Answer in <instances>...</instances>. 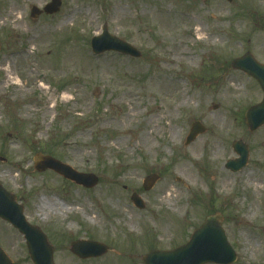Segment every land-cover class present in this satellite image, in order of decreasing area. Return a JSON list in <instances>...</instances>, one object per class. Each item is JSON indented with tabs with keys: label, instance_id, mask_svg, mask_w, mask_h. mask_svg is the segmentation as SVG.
<instances>
[{
	"label": "rangeland",
	"instance_id": "obj_1",
	"mask_svg": "<svg viewBox=\"0 0 264 264\" xmlns=\"http://www.w3.org/2000/svg\"><path fill=\"white\" fill-rule=\"evenodd\" d=\"M48 2L0 0V183L23 205L26 220L47 235L54 264H145L143 256L151 250L186 243L211 215L220 216L237 253L233 264H264V125L251 131L245 119L263 91L253 76L232 67L246 52L264 63V0H62L58 13L32 19L31 6ZM164 11L180 23L168 38L159 30ZM198 23L212 43L197 41L192 31ZM104 25L142 56L95 55L91 39ZM184 38L182 50L175 51L180 61L167 64L172 43ZM191 56L197 57L194 63ZM11 76L24 85L20 92ZM235 77L239 84L233 86ZM175 81L184 83L189 107L158 121L145 144L144 118L161 103L156 86ZM227 87L225 100L219 94ZM130 90L140 114L122 119L119 114L131 106L124 95ZM179 100L174 93L170 104ZM195 121L206 131L186 146ZM235 140L247 144L250 153L237 172L225 166L238 157ZM38 153L98 175L99 184L86 189L53 170L35 169ZM221 171L232 178L230 187L217 183ZM154 173L157 183L144 190L146 176ZM248 177L261 182L258 193ZM166 183L173 185L172 196L160 190ZM133 193L143 199L144 209L132 202ZM256 195L258 211L254 219L249 216L257 227L253 250L246 236L250 228L241 219ZM42 197L72 209L42 213ZM117 205L130 210L135 230ZM92 216L98 221H90ZM167 225L169 235L163 233ZM82 239L104 243L108 250L81 259L70 248ZM0 247L14 264H34L24 235L1 218Z\"/></svg>",
	"mask_w": 264,
	"mask_h": 264
},
{
	"label": "water",
	"instance_id": "obj_2",
	"mask_svg": "<svg viewBox=\"0 0 264 264\" xmlns=\"http://www.w3.org/2000/svg\"><path fill=\"white\" fill-rule=\"evenodd\" d=\"M232 1V0H229ZM61 0H52L45 6V12L54 14L60 10ZM43 10L36 6L31 7V16L37 18ZM93 52L101 54L106 51H116L133 57H140L141 52L132 44L109 33L107 25L104 26L102 34L94 36L91 42ZM1 49V42H0ZM232 66L241 69L255 77L260 83L264 92V64L259 63L250 52L236 58ZM246 121L250 130L254 131L264 125V98L260 104L251 107L246 112ZM205 131L204 126L195 122L186 138V145ZM234 150L239 158L229 160L227 167L233 171L242 169L249 156L248 146L241 140L233 144ZM35 167L39 171L53 169L64 177L92 188L98 184L99 178L93 173H83L75 170L51 156L38 154L35 157ZM158 175L153 174L147 177L144 187L149 190L158 180ZM132 200L139 208H144L143 200L133 194ZM24 208L16 200V196L8 192L0 184V217L10 221L21 233L25 235L31 259L34 264H54L53 247L48 242L46 235L36 226L29 224L24 216ZM217 217H210L206 224L196 230L191 240L173 251H152L144 260L146 264H206L215 262L219 264H231L237 259V254L228 243L224 230L219 225ZM72 251L82 258L97 257L107 251V246L99 242L79 240L72 244ZM0 264H13L12 260L0 247Z\"/></svg>",
	"mask_w": 264,
	"mask_h": 264
},
{
	"label": "bare ground",
	"instance_id": "obj_3",
	"mask_svg": "<svg viewBox=\"0 0 264 264\" xmlns=\"http://www.w3.org/2000/svg\"><path fill=\"white\" fill-rule=\"evenodd\" d=\"M171 16L172 15L168 11L161 12L159 15V30L165 38L172 36V34H174L178 25L180 24L179 18L175 17V19H173ZM192 20L195 21L194 18H192ZM62 25L63 26L66 25V22L62 23ZM192 33L197 38L198 42L208 43V40H209L210 43H212L213 38H206L203 35L204 34V27L201 24H199V23L196 24ZM185 42H186V39L184 38L182 40H179L178 42L172 43V47H171V49H172L171 54L172 55L170 57H165V60H164L167 64L174 65V63L180 61V59L176 56L175 51L182 50V47L185 45ZM188 59L191 63L192 62L194 63L197 60V57L191 56V57H188ZM232 77L233 76H231L229 78L232 79ZM10 81L13 84H16L14 87V91L20 92L24 88V85H21V80L19 77L11 76ZM233 81H236V82H234L233 86L239 84L237 82L238 78L235 77L233 79ZM9 86H11V84ZM228 88L229 87H227L225 90H222V92L219 94V97L227 100L229 98V96H227V89ZM156 89L158 90L157 93L161 94V103L159 106L156 107L155 110L151 111L144 118V122L146 124L144 126L143 131L140 134H142L141 137L144 139L145 144L148 143V140L150 139L149 137L151 136V134L153 132H157L156 124L158 121H161L162 119L167 118V117L171 118L174 115H177L181 108L189 107V103L191 101L190 98H188L186 95L187 93L185 92V85L183 82L175 81L173 83H170V82L160 83L156 86ZM234 89H236V88L234 87ZM181 90H184V92L183 93L180 92ZM174 93H176L177 95L180 96V100H179L178 104H176V105L170 104V99L173 97ZM124 95H128V99L131 102V106L127 112L120 113L119 117H121L122 119H131L134 117V115L140 114V104L138 103L137 99H134L133 98L134 96L131 95V90H130V92H128ZM117 118L118 117H115V119H117ZM213 122L215 124L224 125V121L221 120L220 118H214ZM151 124H153V127H151L149 130L148 126ZM118 142L119 143L124 142V138L120 137ZM67 144L70 145L72 143L68 142ZM150 165L152 166V164H150ZM183 165H185V164H183ZM223 172L224 171H221V173L216 172L217 183L223 185L226 188L230 187L232 178L229 175L224 174ZM189 173L192 175L193 172L190 170ZM192 179H193V175H192ZM247 181H249L250 184L255 185L254 193L255 194L258 193L261 182L252 180L250 177L247 178ZM165 189H167L170 192L171 196L173 195V192H175L172 183H166L164 185V188H162L160 190H165ZM69 205L70 204L65 202V203H62L60 206V205H57V204L50 202L49 200L46 199V197H42L40 199V204L38 206V210L42 213H48V212H53V209H55L57 212L64 213V212L71 211L72 208ZM115 207L118 209L119 214L121 216L127 217L128 223L135 230L136 229L135 227H137L138 223L134 219V216L130 213V210L127 207L122 206V205H117ZM257 211H258V207H257V195H256L255 198L252 200L248 215L242 217V219H241V223L247 224L250 228L251 234L246 233V236H247V242H249L248 245H249V247H252L251 249H253V250H254L253 245L256 246V240H257V236L255 235L256 231L254 228H257V227L254 225V221L251 220L249 216L253 217V219H254L256 214H257ZM91 218L89 219L90 221H93V222H94V220H96V222L98 221L97 216H92ZM169 232H170V227H169V225H167L163 229V233L165 235H169ZM8 239L10 240V238H8Z\"/></svg>",
	"mask_w": 264,
	"mask_h": 264
}]
</instances>
